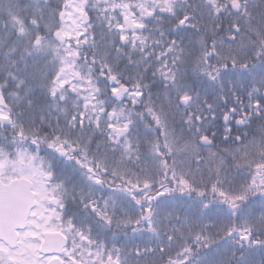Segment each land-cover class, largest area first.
Segmentation results:
<instances>
[{"label": "snow or ice", "instance_id": "snow-or-ice-1", "mask_svg": "<svg viewBox=\"0 0 264 264\" xmlns=\"http://www.w3.org/2000/svg\"><path fill=\"white\" fill-rule=\"evenodd\" d=\"M0 264H264V0H0Z\"/></svg>", "mask_w": 264, "mask_h": 264}]
</instances>
